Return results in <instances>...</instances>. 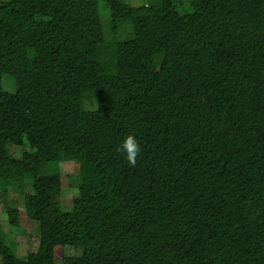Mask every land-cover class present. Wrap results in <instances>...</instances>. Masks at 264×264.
<instances>
[{
	"label": "trees",
	"instance_id": "obj_1",
	"mask_svg": "<svg viewBox=\"0 0 264 264\" xmlns=\"http://www.w3.org/2000/svg\"><path fill=\"white\" fill-rule=\"evenodd\" d=\"M98 1H0V199L38 225L23 258L0 232V264H54L65 231L82 242L61 264H264V0H143L107 29Z\"/></svg>",
	"mask_w": 264,
	"mask_h": 264
},
{
	"label": "rangeland",
	"instance_id": "obj_2",
	"mask_svg": "<svg viewBox=\"0 0 264 264\" xmlns=\"http://www.w3.org/2000/svg\"><path fill=\"white\" fill-rule=\"evenodd\" d=\"M5 1V0H0ZM143 0H99L98 10L99 18L105 29L108 28L110 20H126L129 18L130 9L141 5ZM185 4L193 3V0H184ZM49 9L59 10L58 5H49ZM124 34V33H123ZM124 35L118 34L117 38L122 39ZM75 72L79 78H93L96 74L95 69V48L93 45H78L75 48ZM8 89V85L5 86ZM25 146L16 148L11 154L18 157L22 152H26ZM77 167L73 163L59 164L60 174V194L57 202L62 211H68L71 208V200L76 196V190L72 187L73 175ZM27 180V179H26ZM20 197L12 199H0V232L5 235L4 242L14 250L17 258H23L30 252H34L37 247V223L26 218L15 202ZM8 208H15L18 211V226H9L5 221V213ZM149 230V229H148ZM147 230V231H148ZM81 235L79 231H65L63 233L62 245L58 247H47L41 250V257L44 260H51L54 264H61V259L66 256L79 253L81 244Z\"/></svg>",
	"mask_w": 264,
	"mask_h": 264
},
{
	"label": "clouds",
	"instance_id": "obj_3",
	"mask_svg": "<svg viewBox=\"0 0 264 264\" xmlns=\"http://www.w3.org/2000/svg\"><path fill=\"white\" fill-rule=\"evenodd\" d=\"M120 151L125 154L128 164L134 167L136 165L137 157L141 151V148L133 135L126 136L122 142Z\"/></svg>",
	"mask_w": 264,
	"mask_h": 264
}]
</instances>
